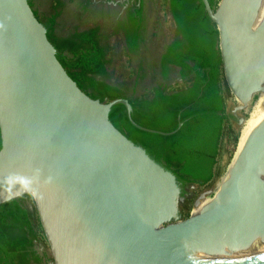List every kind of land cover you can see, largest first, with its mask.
<instances>
[{"label":"water","instance_id":"obj_1","mask_svg":"<svg viewBox=\"0 0 264 264\" xmlns=\"http://www.w3.org/2000/svg\"><path fill=\"white\" fill-rule=\"evenodd\" d=\"M202 3L244 149L212 201L180 220L182 184L109 117L123 105L139 130L175 132L137 125L127 100L87 96L29 1L0 0V206L32 197L49 264H226L208 256L264 239V0Z\"/></svg>","mask_w":264,"mask_h":264},{"label":"trees","instance_id":"obj_2","mask_svg":"<svg viewBox=\"0 0 264 264\" xmlns=\"http://www.w3.org/2000/svg\"><path fill=\"white\" fill-rule=\"evenodd\" d=\"M28 1L36 18L46 28L58 61L82 92L101 103L127 100L137 125L166 134L175 133L162 136L139 130L131 124L123 105L115 106L109 117L117 130L172 172L183 189L189 185H208L215 179L225 123L229 118L226 101L231 92L223 73L219 32L207 16L202 0H170L178 36L162 58V76L166 80L170 67L175 66L180 70L182 82L175 86L159 85L150 91L146 88L143 66L132 69V73L118 75L112 46L100 34V26L86 30L77 26L68 30L64 2L49 0L40 14L35 9V0ZM208 1L213 9L220 2ZM129 46L133 50L135 43L129 42ZM156 82L155 77L151 83ZM180 123L183 126L178 130ZM238 141L239 136L233 134L234 148ZM39 228L31 196L1 205L0 264L52 262L39 237ZM39 247L44 250L43 255L38 253Z\"/></svg>","mask_w":264,"mask_h":264},{"label":"flooded vegetation","instance_id":"obj_3","mask_svg":"<svg viewBox=\"0 0 264 264\" xmlns=\"http://www.w3.org/2000/svg\"><path fill=\"white\" fill-rule=\"evenodd\" d=\"M61 1L65 4L64 17L68 21V30L77 26L80 30L100 26L104 40L110 45L116 42L134 70L140 66L145 68L146 88L149 91L159 85L174 86L182 82L180 70L175 66L170 67L166 80L162 76V58L178 36L170 0ZM129 42L135 43L133 50ZM118 53L121 57V51ZM116 67L119 69V65ZM155 77L157 82L153 84L151 81ZM37 250L43 255L41 247Z\"/></svg>","mask_w":264,"mask_h":264},{"label":"rangeland","instance_id":"obj_4","mask_svg":"<svg viewBox=\"0 0 264 264\" xmlns=\"http://www.w3.org/2000/svg\"><path fill=\"white\" fill-rule=\"evenodd\" d=\"M48 3H49V0H35V9L41 14L44 11V9L47 7ZM111 46H112V51H113L112 54L115 56V60H116L115 64L119 65V69L116 68L118 75L123 76L125 75V73H132L133 66L130 65L127 56L123 54L124 52L122 50H120L121 48L116 44V42L111 43ZM118 51L119 52L121 51L122 53L121 57H119ZM120 59H122V61ZM231 100H232V94L227 96L226 116H228L229 118L227 119L225 123V130L223 134V140L221 142L220 154L217 160V165L215 167V175H216L215 179L208 185H204V186L189 185L187 187H184V189L182 188V191L185 192L186 195L180 197L178 200L180 220L188 219L193 214V210L196 206V203L202 198H208L209 201L212 200V197L214 196L216 189L218 188L222 179L227 175L229 171V167L236 155L238 144H237V147L234 148L232 138H233V134L234 136H239V137L240 135H239V132L237 130V127L234 121L229 116ZM38 231H39V237L43 243V247L45 250H47L49 257L51 258L50 247L45 237V234L42 230L41 225Z\"/></svg>","mask_w":264,"mask_h":264},{"label":"bare ground","instance_id":"obj_5","mask_svg":"<svg viewBox=\"0 0 264 264\" xmlns=\"http://www.w3.org/2000/svg\"><path fill=\"white\" fill-rule=\"evenodd\" d=\"M243 149H244V146H243L241 137H239L238 149H237L236 155H235V157H234V159H233V161L229 167V172L222 179L221 183L219 184L218 188L215 191V194H217L220 191L223 183L229 179L230 170L233 168L234 163L238 159V157L241 154ZM211 201H209L208 198H202L201 200H199L198 205L193 210L194 215H197ZM263 255H264V239H257L251 245V247H249L246 250H241L238 252H231L229 250H226L223 255H219V256H216L214 258L211 256H208V258L210 257L209 259H212V260L220 262V263L239 264V263H243V262H247V261L259 258Z\"/></svg>","mask_w":264,"mask_h":264}]
</instances>
